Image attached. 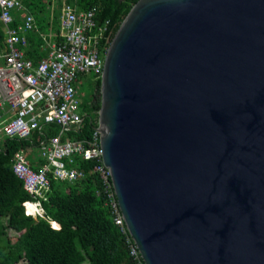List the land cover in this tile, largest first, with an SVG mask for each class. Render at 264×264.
<instances>
[{
    "label": "water",
    "instance_id": "1",
    "mask_svg": "<svg viewBox=\"0 0 264 264\" xmlns=\"http://www.w3.org/2000/svg\"><path fill=\"white\" fill-rule=\"evenodd\" d=\"M99 98L143 264H264V0H137Z\"/></svg>",
    "mask_w": 264,
    "mask_h": 264
},
{
    "label": "built area",
    "instance_id": "2",
    "mask_svg": "<svg viewBox=\"0 0 264 264\" xmlns=\"http://www.w3.org/2000/svg\"><path fill=\"white\" fill-rule=\"evenodd\" d=\"M0 24V146L5 138L25 139L35 130L42 134L44 126L57 128L54 134L41 135L37 150L45 162L38 169H32L26 159L30 146L10 158L12 172L32 198L24 202V213L42 216L40 202L50 180H75L83 172L72 165L73 157L90 160L99 181L96 194L105 196L113 222L126 236L129 255L143 264L124 225L109 169L102 162L97 115L88 135L74 137L80 135L84 114L76 84L82 74H101L103 57L97 45L107 39L105 25L96 23L93 9L79 10L74 0L63 3L57 38L48 42L45 56L33 62L21 47L26 43L25 33L35 29V21L20 0H0ZM27 203L33 204L32 213L27 211Z\"/></svg>",
    "mask_w": 264,
    "mask_h": 264
},
{
    "label": "trees",
    "instance_id": "3",
    "mask_svg": "<svg viewBox=\"0 0 264 264\" xmlns=\"http://www.w3.org/2000/svg\"><path fill=\"white\" fill-rule=\"evenodd\" d=\"M32 14L35 29L25 33L21 47L25 57L37 62L45 56L48 42L58 35V12L63 3L73 0H20ZM137 0H74L79 10L93 9L98 25H105L106 41L100 40L97 49L102 58L106 48L130 7ZM54 2V3H53ZM17 22V14L14 15ZM14 22L13 24H15ZM2 25L0 24V37ZM56 37V38H55ZM85 85L78 89L80 107L84 111L80 135H88L99 108L100 76L86 74ZM54 125L44 126L25 139L5 138L0 146V264H138L129 255L125 234L113 222V215L99 188L97 175L91 171L92 161L73 157L72 165L83 172L79 178L50 180L45 199L41 200L42 216L24 213V202L32 198L23 189L21 180L12 172L10 158L24 146L29 166L38 169L45 161L32 155L41 135L54 134ZM27 211L32 213L25 205ZM30 207L34 210L32 203ZM6 219V223L1 222ZM18 233L14 242L6 239V229Z\"/></svg>",
    "mask_w": 264,
    "mask_h": 264
},
{
    "label": "rangeland",
    "instance_id": "4",
    "mask_svg": "<svg viewBox=\"0 0 264 264\" xmlns=\"http://www.w3.org/2000/svg\"><path fill=\"white\" fill-rule=\"evenodd\" d=\"M89 75L90 74H86V77L89 76ZM83 79H84V77H82V79L77 82V84H76L77 85V88L81 89L80 87H82V85H85V80H83ZM32 155L38 156L39 155L38 154V150L33 151L32 152ZM26 156H27V153H26ZM32 206H33V204H32ZM1 222L3 224H5L6 223V219L5 218H1ZM6 233H7V235H6L7 241L14 242L17 239L18 233L15 232V231H13L12 229L7 228L6 229ZM16 264H20V262H18Z\"/></svg>",
    "mask_w": 264,
    "mask_h": 264
},
{
    "label": "bare ground",
    "instance_id": "5",
    "mask_svg": "<svg viewBox=\"0 0 264 264\" xmlns=\"http://www.w3.org/2000/svg\"><path fill=\"white\" fill-rule=\"evenodd\" d=\"M28 207L31 211H34L31 207H30V203H28Z\"/></svg>",
    "mask_w": 264,
    "mask_h": 264
},
{
    "label": "crops",
    "instance_id": "6",
    "mask_svg": "<svg viewBox=\"0 0 264 264\" xmlns=\"http://www.w3.org/2000/svg\"><path fill=\"white\" fill-rule=\"evenodd\" d=\"M37 157H39V156H37ZM26 159L28 160L27 156H26Z\"/></svg>",
    "mask_w": 264,
    "mask_h": 264
}]
</instances>
